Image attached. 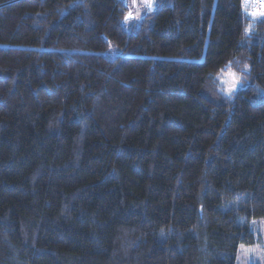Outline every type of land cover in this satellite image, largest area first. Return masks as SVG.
<instances>
[{
	"label": "trees",
	"instance_id": "obj_1",
	"mask_svg": "<svg viewBox=\"0 0 264 264\" xmlns=\"http://www.w3.org/2000/svg\"><path fill=\"white\" fill-rule=\"evenodd\" d=\"M126 7L0 0V264H235L256 242L264 19L248 45L238 0H157L129 30ZM241 51L225 103L208 73Z\"/></svg>",
	"mask_w": 264,
	"mask_h": 264
},
{
	"label": "clouds",
	"instance_id": "obj_2",
	"mask_svg": "<svg viewBox=\"0 0 264 264\" xmlns=\"http://www.w3.org/2000/svg\"><path fill=\"white\" fill-rule=\"evenodd\" d=\"M156 2L157 0H129L130 6L123 9L119 19L125 25L139 21L142 14H151L155 11ZM238 5L241 16L239 38L243 43L250 45L251 39L258 33L260 23L264 19V0H238ZM247 57L248 54L244 51L226 57L219 68L208 73V79L213 83L211 88L204 90L214 98L231 103L240 86L250 79L252 68ZM249 252L254 253L264 264V247L248 245L244 255L247 256Z\"/></svg>",
	"mask_w": 264,
	"mask_h": 264
},
{
	"label": "rangeland",
	"instance_id": "obj_3",
	"mask_svg": "<svg viewBox=\"0 0 264 264\" xmlns=\"http://www.w3.org/2000/svg\"><path fill=\"white\" fill-rule=\"evenodd\" d=\"M126 4H129V0H125ZM144 14H142L143 17ZM142 19V18H141ZM132 21L129 24L125 25L124 27L129 30L131 27L135 26L137 27L141 21ZM111 49L108 47L105 51L101 52L104 56L108 58H115L116 56H119L122 54L121 50L113 43L111 42ZM252 231L254 233V236L256 238V242L249 245H259L261 247H264V219H257L252 223ZM247 244H240L236 253V259L235 264H262L260 259L254 255V253L249 252L247 256L244 255V252L246 251ZM239 257V258H237Z\"/></svg>",
	"mask_w": 264,
	"mask_h": 264
},
{
	"label": "snow or ice",
	"instance_id": "obj_4",
	"mask_svg": "<svg viewBox=\"0 0 264 264\" xmlns=\"http://www.w3.org/2000/svg\"><path fill=\"white\" fill-rule=\"evenodd\" d=\"M112 45H111V42H109V48L111 49Z\"/></svg>",
	"mask_w": 264,
	"mask_h": 264
},
{
	"label": "built area",
	"instance_id": "obj_5",
	"mask_svg": "<svg viewBox=\"0 0 264 264\" xmlns=\"http://www.w3.org/2000/svg\"><path fill=\"white\" fill-rule=\"evenodd\" d=\"M127 5V7H129L130 6V4H126Z\"/></svg>",
	"mask_w": 264,
	"mask_h": 264
}]
</instances>
